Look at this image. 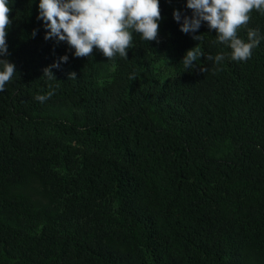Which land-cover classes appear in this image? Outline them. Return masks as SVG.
<instances>
[{"label": "trees", "instance_id": "obj_1", "mask_svg": "<svg viewBox=\"0 0 264 264\" xmlns=\"http://www.w3.org/2000/svg\"><path fill=\"white\" fill-rule=\"evenodd\" d=\"M8 2L0 264H264V15L237 62L206 23L201 41L180 31L186 0H160L158 42L136 35L128 59L108 61L45 40L39 0ZM198 43L225 59L185 70Z\"/></svg>", "mask_w": 264, "mask_h": 264}, {"label": "clouds", "instance_id": "obj_2", "mask_svg": "<svg viewBox=\"0 0 264 264\" xmlns=\"http://www.w3.org/2000/svg\"><path fill=\"white\" fill-rule=\"evenodd\" d=\"M159 3L160 0H39L37 19L43 21L46 29L44 39L66 43L74 57H92L94 50H99L108 61H114L117 57L128 59V50L135 47L136 35L142 41L158 42L162 19ZM9 5L8 0H0V92L17 75L15 64L7 58V30L12 23ZM186 7L191 15L173 10L180 31L201 41L202 34L197 33L201 24L206 23L209 31H215V42L230 48L231 60L246 62L252 50L259 46L262 39L259 30L247 26L254 11L264 15V0H186ZM241 29H247L246 40L239 36ZM35 34L34 30L32 35ZM201 57L219 65L225 54L205 56L198 43L186 50L180 63L185 70L199 66L201 72H206L207 67L197 63ZM67 60L66 54L59 57L43 69V76L56 79L52 69ZM75 78V72L68 74V79ZM52 95L54 90L35 99L43 103Z\"/></svg>", "mask_w": 264, "mask_h": 264}]
</instances>
